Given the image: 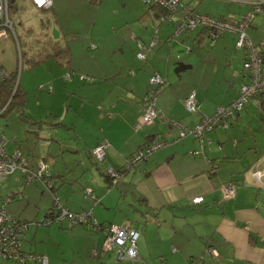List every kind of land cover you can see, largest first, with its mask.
<instances>
[{"label":"crops","instance_id":"crops-1","mask_svg":"<svg viewBox=\"0 0 264 264\" xmlns=\"http://www.w3.org/2000/svg\"><path fill=\"white\" fill-rule=\"evenodd\" d=\"M28 1L33 10L46 12V36L68 48L69 62L64 64L62 57L54 59L46 55L37 64L45 69L37 87L48 90L50 85L48 91L57 96L43 95V103L31 111L27 102L29 88L20 84L17 75L28 116L19 120L27 122V132L32 135L34 147L39 149L30 150L29 154L19 144L15 148L19 147L27 156L28 163L35 160L39 151L45 157L50 141L59 137L41 130L54 129L57 125L65 127L76 136L73 150L87 154L80 160L82 171L98 173L99 184L95 185L103 189L95 190V185L87 183L88 179L80 191L70 185L63 196L66 203L61 205L77 214L84 212L86 220L73 223L65 218L70 225L66 220L54 223L43 231V251L33 252L47 256L52 232L68 230L71 241L75 240L77 245L71 249L74 255L91 256L92 250L100 253L105 233L93 227L96 223L138 232L136 260L146 264H264V197L254 188L255 183L264 186V176L259 175V171L264 172V95L250 98L227 127L217 126L209 132V143L205 145H200L191 133L180 136L179 129L169 123L177 122L192 130L203 117L212 116L218 107L237 97L247 72L243 69L244 53L234 45L235 33L225 32L211 44L201 29L177 33L178 20L172 16L161 20L162 11L143 6L142 0H108L107 3L76 0V6L71 0H53L52 6L43 10ZM191 8L199 14L225 19H239L247 11L233 17ZM65 16L83 19L75 24ZM53 22L55 37L49 30ZM252 23L249 31L255 32L257 27ZM250 39L256 46L264 41V38L255 40L256 44ZM151 41L154 44L145 51V60L137 58L138 44L147 45ZM66 72L72 73L68 79ZM154 73L165 79L155 97L158 116L153 123L138 127L142 99ZM191 92L198 101L197 111L193 113L184 107V100ZM54 103H59V107ZM61 114L64 119L59 122L55 118ZM154 136L167 143L143 160L140 169L126 173L117 186L141 205V223L112 216L120 195L108 198L112 187L108 188L104 171L121 168L131 154ZM103 139L108 141L105 156L95 163L89 153L93 155V148ZM11 143L14 146L13 140ZM194 150L198 153L193 154ZM51 162L55 168L52 173L61 177L55 170L60 172L62 168L55 160ZM227 183L235 185L234 195L228 197L221 191V186ZM16 184L19 188L10 195L12 199L20 197L22 208L14 215L7 207L13 216L29 223L47 212L51 205L43 189L36 193L28 185L30 182L26 188L20 187L19 182ZM88 189L96 199L89 196ZM198 196L203 200L193 204L191 200ZM70 199L71 203H67ZM27 210L32 213L29 219L22 215ZM172 216L177 219L168 222ZM143 218H147L145 222ZM210 243L215 255L209 252ZM30 253L29 249L27 254ZM52 263L48 258V264Z\"/></svg>","mask_w":264,"mask_h":264},{"label":"built area","instance_id":"built-area-1","mask_svg":"<svg viewBox=\"0 0 264 264\" xmlns=\"http://www.w3.org/2000/svg\"><path fill=\"white\" fill-rule=\"evenodd\" d=\"M145 4L151 6H160L164 9V14L161 15V20H168L172 14L180 10L183 12V17L180 19V24L176 26V32L180 33L184 30H193L200 28L206 32L207 38L211 41L215 39L219 34L225 32H234L236 34V47L244 48L246 50V60L243 63V69L247 72L249 82L244 84L239 92L238 97L228 106H220L215 113L206 118H202L192 130H188L182 127L177 122H169L172 126L179 129L180 136H184L187 133H191L193 138L205 145L209 143V139L206 135L215 129L217 126L227 127L229 120H234L236 114L244 106V104L252 97L256 95H264V41H261L259 45H254L247 34V30L250 27L255 15L264 13V0H239V2L245 3L248 6L247 11L239 19H225L215 18L207 14H199L193 11L190 6L183 5L181 0H142ZM32 5L36 9H48L52 6L53 0H30ZM9 0H0V40L12 36L17 42V36L14 29L15 21L10 17L8 10ZM17 44V43H16ZM154 44L150 42L149 47ZM139 52H137V58L145 59V47L142 44H138ZM71 75L66 73L65 78L68 79ZM10 78V72L7 71L0 62V83ZM80 78H84L81 76ZM165 79L157 73H154L150 79L146 94L142 99L143 109L139 117L137 126L142 127L153 123L154 119L158 116V110L155 104V97L157 92L164 86ZM17 86V81L15 88ZM43 88V86H40ZM48 90H51V86H47ZM184 107L187 112H195L198 108V101L195 97V93L191 92L184 100ZM5 109V106L0 109V115ZM9 141L0 133V181L10 175L16 170H22L26 175V182H33L39 180L46 189L50 191L52 186L51 180L47 177L49 175L48 164L42 158L37 162L35 169L28 167V158L19 150V148L13 149L11 152L7 150V144ZM167 143L162 139L151 143L138 153L134 154L131 158L126 159L124 168L126 172L131 169L139 167V163L146 156L152 152L162 148ZM108 146V142L103 140L93 148V156L97 160H102L105 156V150ZM197 154L198 151L192 152ZM122 172H118L112 168L107 169L106 174L119 178ZM260 177L264 176V172L259 171ZM221 191L224 196H232L235 193V185L227 183L221 186ZM51 192V191H50ZM87 193L91 198L90 190ZM53 206L56 208L58 214H51L58 220L67 218L70 222L78 223L86 220L85 214L68 213V210L61 206L57 197L53 196ZM203 200L202 196L195 197L191 200L193 204H199ZM11 202L10 197H5L0 202V259L4 260H18L22 262L27 259L38 260L41 264H48V259L45 255H31L22 251V235L29 225H46L49 224L51 218L46 217L50 215L51 210L47 211L45 215L39 221H33L26 223L21 221L11 214L7 209V205ZM94 228L103 229L105 233V240L101 246L100 253L92 250L91 255L94 256L107 252H113L116 254L117 260H136L137 250L136 241L138 238V232L134 229L124 228L116 225H106L104 228L93 224ZM209 252L215 255V250L212 246L209 247Z\"/></svg>","mask_w":264,"mask_h":264},{"label":"rangeland","instance_id":"rangeland-1","mask_svg":"<svg viewBox=\"0 0 264 264\" xmlns=\"http://www.w3.org/2000/svg\"><path fill=\"white\" fill-rule=\"evenodd\" d=\"M108 0H104L105 3H107ZM71 2L76 6L77 2L76 0H71ZM191 3V7H194L197 11H203L206 10V12L210 14H222V15H232L233 17H238L241 15L245 10H247V5L241 2H234L229 0H181V3L185 5V3ZM72 3H69L72 5ZM143 6H147L144 2L141 3ZM112 5V3H111ZM16 8V9H15ZM15 8L10 9V17L15 21L14 23V29L19 37L20 45L25 46L24 42H27V46L25 48H22V52L26 53V55H29V48L32 50L35 46L34 43L41 42L38 45H42L43 42L40 39L43 37L41 33H45L46 29V20L44 15H46V12L42 11H35L30 7V3L28 0H18V2L15 5ZM103 11V10H102ZM48 14V13H47ZM88 14V12H87ZM79 15H82L79 13ZM183 12L180 10L176 11L174 14H172V18L175 20H180L183 17ZM79 19L74 17L65 16L66 20H71L75 24L77 21L82 20V16H78ZM87 18V17H86ZM52 22V21H51ZM252 26L257 27L255 32L249 31L250 28L247 30V34L252 38V40L256 43L255 40L264 38V13H259L255 15ZM49 24V23H48ZM50 33L55 37L56 29L54 27V22L51 24L50 27ZM97 31V30H96ZM36 40V41H35ZM15 41V38L12 36H9L7 38H3L0 40V62L3 64V66L9 70V71H15L18 72V78L20 81V84L23 85L26 89L29 88V92L27 94V102H28V109H32L37 107L36 105L38 103H43V95H49L48 98L55 96L56 93L53 95L50 91L47 89L40 90L37 85L39 84V81L42 82V77L44 76L45 69L44 66L36 68H27V63L25 61H21V58L19 56L20 51L18 47V43ZM257 44V43H256ZM37 49V48H35ZM239 50V49H237ZM35 52V51H32ZM25 62V63H24ZM49 64H53L52 61H47ZM34 67V66H32ZM41 85V84H39ZM38 85V86H39ZM45 91V92H43ZM250 100H253L251 98ZM248 102V101H247ZM55 105V103L53 104ZM55 107H59V103H56ZM59 108H57L58 110ZM28 111V110H27ZM31 111V110H30ZM28 111V114L31 112ZM61 114L60 116H57L55 119L59 120V122H62V119H64V115ZM29 128L27 122H22L17 117L15 110L14 111H7L6 113H3V115L0 117V133H2L7 140L8 143V150L15 147V145L19 146L21 145V149L26 152V150L30 154V150L37 151L39 149L34 147V141L32 139V135L27 132V129ZM81 129V128H80ZM44 133H49L51 137H59L58 139H54V141H50V148L48 151V154H46L45 159L44 156L40 154L36 155L33 160V162L30 160V163H28V167L35 169L37 166V162L44 158V160L47 162L49 170H54V166L52 165L51 160H55V162L58 164V167L62 168V171L55 173L61 175V177H55L54 179V186L56 187V195L58 196V200L60 204L66 203L65 198L63 197L66 193L69 187L72 185L74 186L73 189H80L82 188V183H90L91 185H95L97 183V178H99L98 173H96L94 170L92 173L89 172H83L82 171V164L80 160L82 158L87 157L86 152L78 154L77 151L73 150V147L75 145L76 136L73 134L72 131L66 129L65 127H61L60 125L55 126L54 129H48L44 128L41 130ZM78 131V130H77ZM14 141V146L11 142ZM19 144V145H18ZM211 144V143H210ZM211 147V145H209ZM19 148V147H16ZM26 149V150H25ZM33 166H32V164ZM91 162V160L89 161ZM99 163V162H97ZM85 174V175H84ZM251 174V172H250ZM23 171L22 170H16L14 173L8 175L5 177L2 181H0V202L3 200V198L10 196L11 193H14L19 187L16 184V182H19L21 185L20 187H27L28 185L37 193L39 189H43L44 194H48V205L53 204V196L51 195L50 191L45 188V186L39 181L36 180L34 182H30L32 184H28L29 182H26V179L23 178ZM82 177V178H81ZM19 178V179H17ZM26 182V183H25ZM120 180L117 181L116 186H113L112 189L110 188L111 193L107 194L108 198H110L113 194H119V203L116 206V211L114 209L112 210V216L114 217H121V218H128L133 223H141L140 216V210L139 205L136 201H133V198L131 199L130 193L121 191L120 187H117L120 185ZM36 183V185L34 184ZM61 184V185H60ZM80 184V185H79ZM99 184V183H97ZM97 184L94 186V189L103 190L99 187H97ZM26 185V186H25ZM71 185V186H70ZM240 186V185H239ZM239 186H237L239 188ZM254 188L260 192V196L264 197V186L259 185L258 183L254 184ZM67 187V188H65ZM70 189V188H69ZM104 190H107L104 187ZM237 190V189H236ZM58 191V192H57ZM59 193V194H58ZM78 193V192H77ZM20 197L17 195L13 201L9 204V209L12 211L14 215H17L19 212H21L22 203L20 202ZM87 198V197H84ZM222 198V197H221ZM69 199V198H68ZM88 199V198H87ZM70 199L67 201V203H71ZM91 201V200H90ZM44 202L46 203V197ZM103 203V202H102ZM97 204V203H95ZM94 204V205H95ZM199 206V205H198ZM195 207V206H193ZM197 207V206H196ZM66 210V208H65ZM72 211L68 210V213ZM44 213L42 212L39 217H35L33 221H39L41 216ZM79 214H84V212H80ZM23 217L29 219L28 217H31L32 213L30 210H27L23 212ZM148 218V217H147ZM146 218V219H147ZM146 219H142L143 222H145ZM177 218L169 217L167 220L174 221ZM66 223L69 224V222L66 220ZM55 223V222H54ZM56 224V223H55ZM53 225V223H52ZM70 225V224H69ZM56 226V225H55ZM36 227L39 228V230L36 231ZM51 226H35L31 224L28 229H26L22 235V249L26 253L36 255L37 252H42L41 247V241H44L43 239V231L50 229ZM35 231V237H33V232ZM92 234V233H91ZM71 234L67 231H60L59 234L56 233V231L52 232L51 237L48 240L47 248H48V258L52 259V264H146L144 262H141L139 260H130V259H124V260H117L116 254L113 252H110V254L103 258L100 254L90 256L83 254H80V257L76 254L74 255L72 253V248L74 249L77 245L75 243V240L71 241L70 236ZM95 234H92V236ZM45 236V235H44ZM31 244V246H29ZM35 251V252H33ZM39 254V253H37ZM102 259H105L102 261ZM141 262V263H140ZM0 264H40L38 261L34 260H25L24 262H15L13 260H3L0 259Z\"/></svg>","mask_w":264,"mask_h":264},{"label":"trees","instance_id":"trees-1","mask_svg":"<svg viewBox=\"0 0 264 264\" xmlns=\"http://www.w3.org/2000/svg\"><path fill=\"white\" fill-rule=\"evenodd\" d=\"M18 2V0H9V5H8V10H9V12H10V9L11 8H15V5H16V3ZM143 2V1H142ZM148 7L149 8H152V7H156V8H158V9H160L161 11H162V13L164 14V9H163V7H160V6H151V5H148ZM16 9V8H15ZM162 14V15H163ZM207 15H209V14H207ZM180 21H178L177 23H176V26L177 25H179L180 23H179ZM197 29H200V28H196V30ZM185 31H188V30H184V31H182V32H180V33H183V32H185ZM203 31V30H202ZM206 31V30H205ZM204 31V32H205ZM205 34H206V32H205ZM224 33H222V34H219L217 37H215V39L213 40V41H211V40H209L208 38V43L209 44H211V43H213L216 39H218L219 37H221L222 35H223ZM41 35H43V37H41ZM236 35V34H235ZM17 36V35H16ZM40 39L42 40V42H43V44L42 45H38L39 43H41L40 41L39 42H37L36 40V43H34L33 45L35 46L34 48H32V50H30V48H29V55L27 54L26 55V53H24V52H22V48L21 47H23V48H25L26 46H27V42L25 41L24 42V44H25V46H22V45H20V42H19V37L17 36V43H18V47H19V51H20V58H21V61H22V63H23V61H25L27 64V66L28 67H32V66H35V65H37L38 63H40L43 59H45V57H46V55L48 56V57H52V58H54V59H59L60 57H62V59L64 60V64H68V62H69V50H68V48L67 47H64L63 45H61L59 42H56V41H53V40H50V38H48L47 36H46V32L45 33H41L40 34ZM206 37H207V35H206ZM140 44H142L144 47H145V51L147 50V48H150L149 47V44H145V43H141L140 42ZM254 44V43H253ZM234 45H235V47H236V39H235V41H234ZM35 48H37V49H35ZM187 48H189L188 46H187ZM237 49H240V50H242L243 51V53H244V55H243V63H244V61L246 60V50L244 49V48H238V47H236ZM139 47L137 46V52H139ZM32 51H35V52H32ZM137 54V53H136ZM43 56V57H42ZM42 57V58H41ZM145 60V59H144ZM24 62V63H25ZM5 68V67H4ZM67 68H69V67H67ZM66 73H69L70 75H72V73L71 72H66ZM246 74V73H245ZM17 75H18V72H17V70H15V71H12V72H10V78L9 79H7V80H5L4 82H1L0 83V109L2 108V107H4L5 106V109L2 111V113H1V115H0V117L3 115V113H6L7 111H9V110H11V111H14L15 110V113H16V115H17V117L19 118V119H25V117L27 118L28 116L26 115V113H25V104H24V100H23V94H22V92H21V90L18 88V86L15 88V84H16V80H17ZM66 75V74H65ZM247 76V77H246ZM246 76L244 77L246 80H245V82L243 83V84H247L248 82H249V79H248V75L246 74ZM158 93V92H157ZM256 96H260V95H256ZM256 96H254V97H256ZM237 97H238V95H237ZM236 97V98H237ZM235 98V99H236ZM235 99H233L232 100V102L235 100ZM232 102H230L229 104H227V105H224V106H228V105H230ZM243 109V107L241 108V110ZM241 110H239L238 111V113L241 111ZM237 113V114H238ZM237 116V115H236ZM210 117V116H209ZM203 118H206V117H203ZM214 130V129H213ZM212 130V131H213ZM206 137H207V135H206ZM208 138V137H207ZM209 139V138H208ZM104 140V139H103ZM103 140H101V141H103ZM159 140H162V138L161 137H157V136H154L153 137V139H148L143 145H141L140 147H139V149L135 152V153H133V154H131L127 159H129V158H131L134 154H136V153H138V151L139 150H142L143 148H145L146 146H148V145H150L151 143H153V142H156V141H159ZM105 141H107L106 139H105ZM108 142V141H107ZM100 144V141L97 143V145H99ZM96 145V146H97ZM7 146H8V144H7ZM95 146V147H96ZM9 148L7 147V150H8ZM13 149H15V147L13 148ZM13 149H11V150H8V152H11ZM157 151V150H156ZM195 151V150H194ZM155 152V151H154ZM192 151H190V153H191ZM153 153V152H152ZM151 153V154H152ZM90 154V156L95 160L94 162L96 163V162H100V160H97L96 158H94V156L91 154V153H89ZM151 154H149L148 156H146L144 159H142L141 160V162L143 161V160H145L146 158H148ZM192 154V153H191ZM25 155V154H24ZM26 156V155H25ZM27 157V156H26ZM44 159V158H43ZM46 162V161H45ZM141 162L139 163V167L138 168H136V169H131V170H129V171H125V170H123V168H124V164H123V166L121 167V168H118V169H116V168H114V170H117L118 172H122L121 174H123L122 176L120 175V177L119 178H113V177H111V176H109V175H107L106 174V171H104V176H105V182L107 183V186H108V188H110V187H113V186H116V184H117V181L118 180H122V178L124 177V175L126 174V173H128V172H130V171H134V170H138V169H140V165H141ZM47 163V162H46ZM29 165V164H28ZM30 168V167H29ZM49 168V167H48ZM15 172V171H14ZM12 174V173H11ZM23 176H24V179H26V175H25V173L23 172ZM49 180H51V182H52V186H51V188H50V193H51V195L52 196H56L57 197V200H58V196L56 195V187L54 186V178H55V175L52 173V171L51 170H49V175H48V177H47ZM34 182V181H33ZM91 195L93 196V199H96V196L93 194V192L91 191ZM10 198H11V202H12V196L10 195ZM10 202V203H11ZM53 203H54V198H53V201H52ZM58 202H59V200H58ZM9 203V204H10ZM62 206V205H61ZM63 207V206H62ZM65 208V207H64ZM51 210V213H50V215H47L46 217H49V218H51V220H50V222H49V224H46V225H42V226H51L52 225V223L54 224V222L55 223H61V222H64L66 219L65 218H63V219H61V220H58L57 218H56V216L54 217L53 215H51V214H58V212H57V210H56V208L53 206V204L50 206V208L47 210V211H50ZM70 211V210H69ZM47 213V212H46ZM33 222V221H32ZM30 223V222H29ZM79 223V222H78ZM37 226V225H36ZM38 226H40V225H38ZM98 226L99 227H101V228H104L105 226H103V224H98ZM210 246H212L211 245V243H210ZM23 250V249H22ZM31 255H34V254H31ZM37 255V254H36ZM35 256V255H34ZM92 256V255H91ZM47 257V256H46ZM48 259V258H47ZM4 260V259H3ZM8 260H11V259H8ZM29 260H32V259H29ZM14 261V260H13ZM25 261V260H24ZM24 261H22V262H24ZM34 261H38V260H34ZM15 262H18V260L16 261L15 260ZM39 262V261H38ZM20 263V262H19ZM40 263V262H39ZM41 264V263H40Z\"/></svg>","mask_w":264,"mask_h":264},{"label":"water","instance_id":"water-1","mask_svg":"<svg viewBox=\"0 0 264 264\" xmlns=\"http://www.w3.org/2000/svg\"><path fill=\"white\" fill-rule=\"evenodd\" d=\"M16 87H17V86H16ZM45 214H46V213H45ZM45 214H44V215H45ZM104 240H105V236H104V238H103L102 245H103ZM102 245H101V246H102ZM212 247H213V246H212ZM213 248H214V247H213ZM210 254H211V253H210ZM211 255H212V254H211Z\"/></svg>","mask_w":264,"mask_h":264},{"label":"bare ground","instance_id":"bare-ground-1","mask_svg":"<svg viewBox=\"0 0 264 264\" xmlns=\"http://www.w3.org/2000/svg\"><path fill=\"white\" fill-rule=\"evenodd\" d=\"M7 197H10V196H7ZM29 227V226H28ZM28 229V228H27Z\"/></svg>","mask_w":264,"mask_h":264}]
</instances>
